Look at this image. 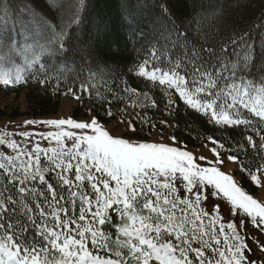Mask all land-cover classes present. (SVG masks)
Masks as SVG:
<instances>
[{"label":"snow or ice","instance_id":"6c2138e0","mask_svg":"<svg viewBox=\"0 0 264 264\" xmlns=\"http://www.w3.org/2000/svg\"><path fill=\"white\" fill-rule=\"evenodd\" d=\"M253 2L112 0L105 12L96 0H52L44 12L0 0V90L35 82L97 110L0 131V264H264V202L221 170L218 151L236 152L227 160L264 187V0L258 15ZM81 10L87 41L76 36ZM129 37L140 45L132 61L105 51ZM113 108L129 119L110 130L100 112L110 120ZM181 109L239 128L238 147L207 135L208 159L174 134L149 139L150 110ZM121 125L128 135L113 134Z\"/></svg>","mask_w":264,"mask_h":264},{"label":"trees","instance_id":"16d2710c","mask_svg":"<svg viewBox=\"0 0 264 264\" xmlns=\"http://www.w3.org/2000/svg\"><path fill=\"white\" fill-rule=\"evenodd\" d=\"M51 2L52 0H36L37 7L42 9L44 12H48V5L51 4ZM72 3L76 7H79V0H72ZM96 7L98 10L103 9L105 12L110 11L112 8V0H96ZM260 7V0H254L252 7L248 10V13L251 15H258ZM48 14L52 15V13ZM67 15L70 16L71 11H69ZM80 16L82 24L78 27L76 36L80 37V40L87 41L90 39V33L88 31L90 27L89 20L85 18V12L83 10H81ZM77 46L84 47L85 51L87 50L86 44L81 45L79 41H77ZM102 47L105 46L102 45ZM139 47L140 45L129 37L127 41L121 39L119 44H113L111 48L105 47V51L109 55H116V57L122 61L130 62L135 58L136 50ZM49 93L50 90L41 89L35 86V82L29 84L28 86L21 87L16 91L0 90V97H4L9 101L5 106L0 105V131L23 132L26 128H11V125L18 121L23 124L24 121L29 119L42 120L56 116L60 110L61 101L67 97L72 98L71 96H61L59 94L52 95ZM21 99H24L23 106L19 103ZM76 102L77 108L73 113L74 118H87L89 116L87 113L89 107H92V112L95 115L97 114L95 103L89 104L87 97H85L84 103H80L78 101ZM131 104L132 100L126 98L125 102L121 104L120 107L124 108L125 105H127V111L131 112L133 111ZM112 111L115 113L114 118L106 120L103 111H101V119L105 120L106 123L129 119L127 112L122 113L115 108H113ZM135 111H141V109L137 108ZM148 116L150 117V123H156V127L151 129V136L149 139L152 138L155 132L161 133L166 138L174 134L180 141V145H186L188 148H199L203 145L209 144L210 142L205 139L207 135H212L221 142H224L226 147L229 143H232L234 147H238V145H236V141L241 139L239 136V128L228 131H225L223 128H214L211 125H207L204 122V119L199 118L196 114L190 111L186 112L182 109L175 112L171 117L162 111L155 110H150L148 112ZM162 119L169 120V122L174 126L169 128L167 126L160 125L159 121ZM25 131L28 130L26 129ZM147 131H149L148 126L145 127V132ZM16 138L18 140L21 139L18 136ZM254 139L259 141V137H254ZM218 151H221V156L226 157L229 154H237L236 152L229 153L219 148ZM249 152L251 153L253 150L249 148ZM237 175L239 176L243 187L248 192L256 194L257 188L249 183L248 179L245 178V174H242L238 168Z\"/></svg>","mask_w":264,"mask_h":264},{"label":"rangeland","instance_id":"374dc122","mask_svg":"<svg viewBox=\"0 0 264 264\" xmlns=\"http://www.w3.org/2000/svg\"><path fill=\"white\" fill-rule=\"evenodd\" d=\"M8 102H9L8 99H6L4 97H0V105H2V106L4 105L5 106V105L8 104ZM19 103L22 104V106H23L24 99H21ZM76 108H77V102H76V100H74L72 98H68V97L67 98H64L61 101V106H60V110H59L58 114L56 116H52V117H49L47 119H53V118L54 119H59V118H74L73 113H74V110ZM92 115H95V114L92 112ZM90 118L91 117L88 116L87 118H79V119L74 118V119H76L78 121H81V120H88ZM118 121H111L109 123H106V126L110 130L116 129L117 128V122ZM21 125H23V124L18 121V122L13 123L11 125V128H15V127H18L19 128V127H21ZM25 128L28 131H37V130H39V126H36V128H33L32 126L24 127V129ZM113 134H115V135H128V133H126L124 131V127L122 125L119 127V129L117 131H114ZM151 140L159 141V142H170L168 140V138H166L164 135H162L159 132H155L154 135L152 136ZM41 143H42L43 146H46V142H43L42 141ZM180 146L183 147L182 145H180ZM212 147H213V145L211 143H209V144L203 145V146H201L199 148H188V147H186V150L187 151H190V152H193V154L196 157H199V156H202L203 155V156L208 157V159H213L214 158L213 157V154L210 152V149ZM220 158L223 159L224 162H225L224 165L221 166V170L224 171L226 174L233 175L234 178L243 187V185L241 183V180H240L239 176L237 175V164L235 162H229L227 160V157L226 156H221ZM201 163H204V162H201ZM249 194L253 195L254 198H256V199L261 200L262 202H264V187L257 188L256 194H252L250 192H249ZM211 199L214 200L215 198H211ZM216 202L220 204V207H221V215L224 217L225 221L229 220L230 217H229V213H228V207H230V206L227 204V201H216ZM237 223H239V217H237ZM248 230H249V232L255 231L254 229L251 228V226H249V229ZM257 235L259 236L260 241H264V235H259V233H257ZM252 247L253 248H256V245H252ZM256 255H257L258 258H264V253H261L259 251V249H256Z\"/></svg>","mask_w":264,"mask_h":264}]
</instances>
